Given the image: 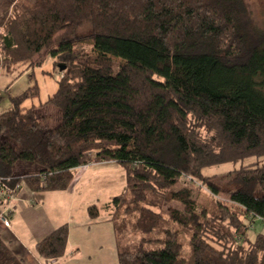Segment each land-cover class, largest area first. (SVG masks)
Wrapping results in <instances>:
<instances>
[{"label":"trees","instance_id":"obj_1","mask_svg":"<svg viewBox=\"0 0 264 264\" xmlns=\"http://www.w3.org/2000/svg\"><path fill=\"white\" fill-rule=\"evenodd\" d=\"M3 3L1 73L42 66L48 51L62 75L45 103L25 106L39 95L36 86L0 110V177L16 197L23 186L66 190L80 167L114 161L126 184L105 208L119 264H264V232L249 234L264 222V194H256L264 190V31L245 1ZM51 104L60 115L44 122L40 110ZM247 157L255 161L204 173ZM21 162L38 173L23 175ZM223 180L229 199L199 211L194 182L218 195ZM101 209L91 204L88 213L99 218ZM206 224L235 250L209 240ZM129 227L140 238L124 242ZM68 235L69 225L58 226L37 242V255L66 256ZM0 264H26L1 231Z\"/></svg>","mask_w":264,"mask_h":264},{"label":"crops","instance_id":"obj_2","mask_svg":"<svg viewBox=\"0 0 264 264\" xmlns=\"http://www.w3.org/2000/svg\"><path fill=\"white\" fill-rule=\"evenodd\" d=\"M24 172L23 175H32L38 170L31 165L30 171ZM125 184V170L110 161L80 167L71 186L63 191L32 192L23 186L11 201L9 226L0 219V231H13L20 242L11 240L12 247L26 264H119L117 234L105 207ZM100 202L101 215L92 218L88 208ZM62 224L69 225L66 256L56 261L42 259L35 249L37 242Z\"/></svg>","mask_w":264,"mask_h":264},{"label":"rangeland","instance_id":"obj_3","mask_svg":"<svg viewBox=\"0 0 264 264\" xmlns=\"http://www.w3.org/2000/svg\"><path fill=\"white\" fill-rule=\"evenodd\" d=\"M248 7V12L251 17V21L253 26L256 28L262 29L264 31V0H244ZM4 0H0V16L2 15L5 5ZM86 52L89 53V55H93L92 52V45L86 44ZM44 57H46V61L42 66L38 67H32V68H26L24 66H20L19 68H16V71L13 72H5V74L0 71V110L6 109L9 107L10 99L11 97H16L17 95L22 94L24 91L28 90L30 87H38L39 89V95L29 98L25 103V106L29 107L33 104L40 105L41 103H45L54 92H56V89L58 87V77L62 76L59 75V71L54 67V61L55 58H53L48 51H46L43 54ZM37 59V58H36ZM121 59H117V62H120ZM26 68V69H25ZM12 70V69H11ZM118 70V68H117ZM63 74V73H62ZM44 111L40 112L43 114V121H49L52 117L57 118L59 117L60 113L59 110L54 105H48L46 108L43 109ZM56 121V120H55ZM53 121V123L55 122ZM254 157H247L244 160L233 162V163H224L222 165H213L211 167H208L204 170V173L208 176L211 175H223L228 172L234 171V169L240 168L243 164H248L250 162H254ZM22 162L19 164L17 171H30V167H27V165H22ZM35 170H33L34 172ZM77 175V174H76ZM76 177V176H75ZM220 178V177H219ZM217 178V179H219ZM187 180H190L187 179ZM223 190L218 195H213L212 192L207 189L206 187H199L200 184L197 182H194V197L198 200V208L199 211H201L204 207L207 206L208 203L213 202L214 200H220L225 201L228 200L229 195V184L225 183V180H223ZM182 183H179L176 188L181 187ZM112 193V189L110 190ZM122 192V190H121ZM120 192V193H121ZM256 194H264V190H257ZM96 195L99 197L102 196L101 193L99 194L96 192ZM101 202L97 205L99 207L101 206ZM209 207V205H208ZM109 212V211H108ZM227 211H224L226 213ZM168 215H166L167 217ZM211 223L214 224L216 219L214 217L209 218ZM233 222H236L237 219H233ZM225 224H233L231 223L230 218L226 219ZM205 230L207 231V238L209 240H212L214 244H216L221 249H232L235 250V245L233 240H230L228 236H224L220 230L217 228H211L210 225H205ZM4 236L6 239L13 240L17 244L20 242V240L15 237V235L10 232L9 230L3 231ZM259 232H264V222L261 220H258L255 222L254 226L251 227L249 234L250 236L254 237ZM140 238V234H137L133 231L131 227L128 228V231L126 233V236H124L123 240L132 242L136 239ZM185 246L183 250V254L185 256H189L190 252V245L187 240L184 241ZM16 244V245H17ZM117 264V263H116Z\"/></svg>","mask_w":264,"mask_h":264},{"label":"built area","instance_id":"obj_4","mask_svg":"<svg viewBox=\"0 0 264 264\" xmlns=\"http://www.w3.org/2000/svg\"><path fill=\"white\" fill-rule=\"evenodd\" d=\"M17 188H19V186H17ZM0 195L4 197V200H5L4 209L0 214V219L3 221V223L6 226H9L10 219H9L8 214L11 213L10 204H11V201L16 198V194H14L13 190L9 188L6 183L3 182L1 177H0Z\"/></svg>","mask_w":264,"mask_h":264},{"label":"water","instance_id":"obj_5","mask_svg":"<svg viewBox=\"0 0 264 264\" xmlns=\"http://www.w3.org/2000/svg\"><path fill=\"white\" fill-rule=\"evenodd\" d=\"M59 68H61V70L66 69V65L63 64V65H61Z\"/></svg>","mask_w":264,"mask_h":264}]
</instances>
